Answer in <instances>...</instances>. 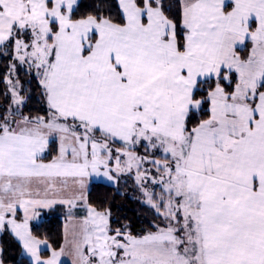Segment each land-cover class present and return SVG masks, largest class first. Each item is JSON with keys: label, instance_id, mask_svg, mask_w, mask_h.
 <instances>
[{"label": "snow or ice", "instance_id": "snow-or-ice-1", "mask_svg": "<svg viewBox=\"0 0 264 264\" xmlns=\"http://www.w3.org/2000/svg\"><path fill=\"white\" fill-rule=\"evenodd\" d=\"M4 58L0 239L26 264H264V0H0ZM128 180L137 232L89 199Z\"/></svg>", "mask_w": 264, "mask_h": 264}, {"label": "trees", "instance_id": "trees-1", "mask_svg": "<svg viewBox=\"0 0 264 264\" xmlns=\"http://www.w3.org/2000/svg\"><path fill=\"white\" fill-rule=\"evenodd\" d=\"M84 2L88 3L89 0H84ZM7 63V58L0 60V81L3 79ZM19 76L24 88L29 90L30 99L27 103V108L39 109L41 101L37 83L29 81L23 70H20ZM4 90L5 85L0 82V93L4 92ZM4 102V97L0 95V105L4 104ZM89 188L90 202L98 207H110L113 220L118 223H130L134 232L142 230L151 220V213L147 206L140 202V194L131 180H128L126 184L121 181L117 187L101 182H92ZM64 220L65 215L55 211L43 219V227L40 231L48 234L50 242L58 244L62 238ZM0 247L3 248L1 259L4 260L5 264H21L22 261L26 264L27 258L23 256L18 243L10 236L5 235L0 239Z\"/></svg>", "mask_w": 264, "mask_h": 264}, {"label": "crops", "instance_id": "crops-1", "mask_svg": "<svg viewBox=\"0 0 264 264\" xmlns=\"http://www.w3.org/2000/svg\"><path fill=\"white\" fill-rule=\"evenodd\" d=\"M93 182H95V181H93ZM102 183V182H101ZM90 187V186H89ZM55 211H58L60 214H63V215H65V213H64V211L63 210H53V211H51V212H46L45 213V215H44V219L45 218H47L48 216H50L53 212H55ZM64 223H65V220H64ZM63 228H64V225H63ZM21 251H22V249H21ZM24 256V255H23ZM25 257V256H24ZM25 258H27V257H25ZM0 259H1V256H0Z\"/></svg>", "mask_w": 264, "mask_h": 264}, {"label": "rangeland", "instance_id": "rangeland-1", "mask_svg": "<svg viewBox=\"0 0 264 264\" xmlns=\"http://www.w3.org/2000/svg\"><path fill=\"white\" fill-rule=\"evenodd\" d=\"M95 182H102V183H105V184L112 185V184H110V183H106V182H104V181H95Z\"/></svg>", "mask_w": 264, "mask_h": 264}]
</instances>
